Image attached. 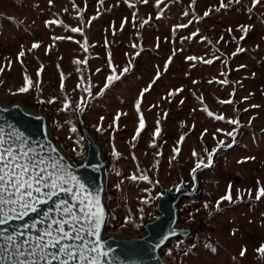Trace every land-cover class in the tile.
Wrapping results in <instances>:
<instances>
[{"label":"rangeland","instance_id":"rangeland-1","mask_svg":"<svg viewBox=\"0 0 264 264\" xmlns=\"http://www.w3.org/2000/svg\"><path fill=\"white\" fill-rule=\"evenodd\" d=\"M157 2L0 0V66L4 67L0 93L6 99H21L30 108L46 109L54 135L72 160L81 162L84 142L75 105L81 97L89 99L81 89L91 88L83 118L96 132L108 160V233H140L141 223L156 214L159 182L191 185V170L197 158L205 157L204 149L211 151L219 140L231 143L200 173L198 195L180 205V225L198 222V230L186 240H171L163 256L169 264H264L257 251L264 244V197L255 198L264 188V0L255 7L253 0L231 5L224 0L226 8H220L221 0H163L159 7ZM52 20L59 23L46 26ZM145 20L148 23L141 27ZM240 26L249 27L243 40ZM72 28L81 29L83 35ZM85 41L87 51L81 47ZM34 43L39 47L32 49ZM238 47L244 51L233 55ZM21 50L25 55L18 60ZM76 60L82 62L80 72ZM129 66L103 95H97L113 69L120 74ZM41 68L39 89L19 93L25 74L35 84ZM65 97L70 107L61 111ZM141 115L145 127L133 140ZM220 115L224 120L215 119ZM228 120L239 124L230 125ZM157 126L160 135L151 147ZM234 128L232 143L223 133ZM181 137L183 142L178 143ZM176 147L179 154L173 159ZM142 173L147 181L128 179ZM229 186L234 202L223 201L217 210L216 203ZM143 199L149 202L142 204ZM126 218L131 223L125 224Z\"/></svg>","mask_w":264,"mask_h":264},{"label":"snow or ice","instance_id":"snow-or-ice-1","mask_svg":"<svg viewBox=\"0 0 264 264\" xmlns=\"http://www.w3.org/2000/svg\"><path fill=\"white\" fill-rule=\"evenodd\" d=\"M125 2L127 3V0ZM142 2L147 3L148 0H142ZM162 2L163 0H158L156 6L159 7ZM49 3L51 4V0H49ZM99 3L102 5L103 0H99ZM233 3L239 4L240 0H228V5ZM258 3H260V0H253L252 6L255 7ZM228 5L224 3V0H221L220 8H226ZM216 10L219 11V9ZM204 15L208 16L209 13L205 12ZM133 16L135 17V13H133ZM159 18L158 15L157 19ZM58 23L55 20L47 21L46 26ZM147 23L148 21L145 20L140 26L143 27ZM123 26L122 23L121 28ZM186 26L181 25V27ZM240 30L243 33L240 39L243 40L249 31V27L240 26ZM71 31L74 33L80 32L83 35L81 29L72 28ZM228 31L231 33V29ZM53 39L65 38L53 37ZM67 39H71V37H67ZM38 47L39 45L36 43L32 45V49ZM81 47L87 51V41L81 44ZM241 51H244V49L238 47L233 55H237ZM24 55V50H21L17 59L19 60ZM187 59L194 60L195 58L188 57ZM170 60L165 63V70H167ZM204 62L211 63V61ZM73 63L77 65V72H80L79 65L82 62L76 60ZM83 63H86V61ZM111 64L112 61L109 58L110 67ZM10 67L11 61L8 63V68L10 69ZM42 70V68L38 70L35 84L25 74L24 85L18 89V92L28 93L33 87L38 90L39 76ZM129 70L130 66L124 68L120 74H116L115 69H113V74L107 77L104 88L97 95H103L105 90ZM3 71L4 67L0 66V73ZM97 71L100 70L97 69ZM158 78L159 73H157L155 79ZM155 79L153 83H155ZM83 82L82 79L81 83ZM221 83L226 84L227 81H221ZM77 87L79 88L80 85H77ZM63 90L62 75L61 91ZM81 90L87 94L89 99L92 97L90 87H84ZM148 90L146 88L141 92V98L144 92ZM89 99L81 97L80 101L76 103L75 108L78 113L82 114L84 112ZM47 102L54 103V100ZM140 103L141 100L138 99L136 101L138 112ZM221 103H231V101H221ZM69 107L68 98L65 97L61 111H67ZM119 115L117 114L115 120L119 119ZM208 115L212 116V113L208 112ZM215 119L224 120V117L220 115L216 116ZM227 123L230 125L239 124L237 120H228ZM157 124L159 125V122ZM144 127L145 123L141 115L133 140L139 137ZM100 130V128H97V131ZM71 131L75 133L76 129L73 127ZM221 131V129H217V132ZM235 132L236 129L234 128L232 132L223 134L230 137L232 143H235ZM159 135L160 128L157 126L153 134L151 147L156 146L155 139ZM213 138L216 139L215 135ZM183 139L184 137H181L178 143L183 142ZM231 146V143L219 140L211 151L207 148L204 149L205 157L202 158H197L199 154L194 150L193 157L197 159L191 170L193 177L195 178L198 170L212 166L213 157L220 149ZM73 151L76 152L77 156L81 155V152L75 148ZM173 153V159H175V156L179 154V148H174ZM112 155L113 157L118 156L115 148H113ZM133 159H135L134 156ZM137 170L139 171V169ZM128 179L132 182L137 180L147 181L148 176L142 173L139 177L132 175ZM249 195H251L250 192ZM261 197H264V188H260L256 192V200H260ZM236 199L239 200L240 196L237 195ZM223 201L234 202L231 196V186H229L228 193L220 201H217V210H219V206ZM148 202L147 199L141 200L142 204ZM205 207L207 208V205ZM140 211L143 210L140 209ZM104 223L105 209L101 203L99 189L92 190L90 186H86L82 178L74 173L72 165L65 160L55 147L51 145L46 147L44 144L36 145L30 142L22 133L13 129L11 125L7 126V130H5V127L0 126V264H115L117 257L113 255L114 250L110 246H106V242L101 239V228ZM128 223H131V220L126 218L125 224ZM172 234L175 235L174 232ZM257 251L261 256H264V244ZM244 254L245 250L242 249L240 255L243 256Z\"/></svg>","mask_w":264,"mask_h":264},{"label":"water","instance_id":"water-1","mask_svg":"<svg viewBox=\"0 0 264 264\" xmlns=\"http://www.w3.org/2000/svg\"><path fill=\"white\" fill-rule=\"evenodd\" d=\"M177 6H181L177 2ZM84 112L76 117L78 132L84 142L81 162H75L66 153L52 131L50 114L46 109L30 108L21 99H6L0 93V126L11 125L30 142L46 147L51 145L72 165L74 173L82 178L92 190L99 189L101 203L105 209V223L101 228V239L110 246L117 257L115 264H169L163 256L165 246L173 239L186 240L199 228L198 222L181 226L180 205L184 199L198 195L199 175L209 168L198 170L192 184L181 181L175 187L159 182L160 192L154 202L155 216L144 220L140 233H108V204L106 199V175L108 160L96 132L85 124ZM23 223V222H19ZM175 233L173 235L172 233Z\"/></svg>","mask_w":264,"mask_h":264}]
</instances>
